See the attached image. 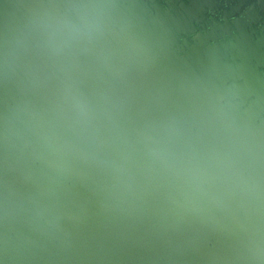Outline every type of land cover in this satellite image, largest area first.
<instances>
[{
    "label": "clouds",
    "instance_id": "9594fccd",
    "mask_svg": "<svg viewBox=\"0 0 264 264\" xmlns=\"http://www.w3.org/2000/svg\"><path fill=\"white\" fill-rule=\"evenodd\" d=\"M170 47L143 0H0V264H264V86Z\"/></svg>",
    "mask_w": 264,
    "mask_h": 264
},
{
    "label": "water",
    "instance_id": "95a60500",
    "mask_svg": "<svg viewBox=\"0 0 264 264\" xmlns=\"http://www.w3.org/2000/svg\"><path fill=\"white\" fill-rule=\"evenodd\" d=\"M162 18L176 66L196 67L215 52L264 86V0H143Z\"/></svg>",
    "mask_w": 264,
    "mask_h": 264
}]
</instances>
